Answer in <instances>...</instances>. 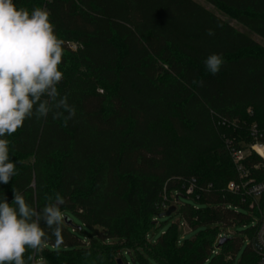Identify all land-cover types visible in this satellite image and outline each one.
Masks as SVG:
<instances>
[{
	"label": "trees",
	"instance_id": "16d2710c",
	"mask_svg": "<svg viewBox=\"0 0 264 264\" xmlns=\"http://www.w3.org/2000/svg\"><path fill=\"white\" fill-rule=\"evenodd\" d=\"M201 1L228 18L197 0H13L49 12L64 41L57 90L76 109L67 121L34 115L3 137L16 174L0 197L11 205L18 190L37 211L56 193L65 201L59 247L41 221L48 238L26 264H128L126 251L141 264H234L256 239L259 211L228 190L239 176L226 143L251 142L264 118V0ZM213 53L224 60L216 75L205 66ZM248 161L264 183V160ZM172 207L176 221L151 243ZM254 222L217 244L221 230ZM183 224L198 232L179 244ZM257 260L246 246L239 264Z\"/></svg>",
	"mask_w": 264,
	"mask_h": 264
},
{
	"label": "clouds",
	"instance_id": "9594fccd",
	"mask_svg": "<svg viewBox=\"0 0 264 264\" xmlns=\"http://www.w3.org/2000/svg\"><path fill=\"white\" fill-rule=\"evenodd\" d=\"M49 16L46 9L37 7L30 13L17 8L13 0H0V183H9L16 174V163L9 158V141L3 137L16 133L34 115L40 119L52 113L53 119L63 116L66 121L76 115L67 96L61 97L57 90L63 79L59 65L64 41L55 34ZM223 63L222 55L215 53L205 60L212 75ZM13 193L11 205L6 197H0V264H26L27 250H41L48 238L41 221L52 230L57 247L62 242L61 206L65 201L60 193L40 211L26 203L18 190Z\"/></svg>",
	"mask_w": 264,
	"mask_h": 264
},
{
	"label": "built area",
	"instance_id": "2783aa9c",
	"mask_svg": "<svg viewBox=\"0 0 264 264\" xmlns=\"http://www.w3.org/2000/svg\"><path fill=\"white\" fill-rule=\"evenodd\" d=\"M221 124V123H220ZM222 125H225L222 122ZM248 137L252 140L251 142H246L242 140L238 142V145L235 146L231 142L227 141V148L230 152L231 158L233 160L235 170L238 173V181L231 182L228 185V190L235 195H240L244 201H250V208L254 209L255 206L258 207L259 211V221H258V231L256 239L253 242L245 240L247 246H251L252 249L257 253L258 260L254 264H264V207H260V200L264 195V183H256L250 179V170L248 168V160L251 156L256 155L260 159L264 160V131L259 130L256 125H253L248 130ZM195 186L191 184L186 193L192 194ZM183 229L186 231V225L183 224ZM182 233L180 237V242H183L186 238V232ZM231 235V234H228ZM224 238L222 235L219 236L217 244L220 239ZM255 242L261 247V250L258 251L255 247ZM213 254H218V248L215 249Z\"/></svg>",
	"mask_w": 264,
	"mask_h": 264
},
{
	"label": "rangeland",
	"instance_id": "374dc122",
	"mask_svg": "<svg viewBox=\"0 0 264 264\" xmlns=\"http://www.w3.org/2000/svg\"><path fill=\"white\" fill-rule=\"evenodd\" d=\"M201 3H203L201 0H197ZM208 9H210L211 11L221 15V16H224L226 18H228L227 15H225V13L223 12L222 9L220 8H216V7H213V6H210V5H206L205 3H203ZM234 24L236 25V23L234 22ZM237 28H239L240 30H242V28L240 26H236ZM260 43L262 45H264V41H261L259 40ZM251 111H249L250 113ZM257 124H259L260 126H264V118H261L259 121L256 122ZM255 124V125H257ZM181 203L180 204H184L186 203L187 201L186 200H181L180 201ZM255 211H258V207L255 206L254 208ZM176 221V217L173 218V219H169V218H161V219H157V222L158 224L154 227V229L152 230V232L150 233L149 235V238L148 240L151 242V243H157L158 242V239L160 237H162L166 232L169 231V229L172 227L173 225V222ZM255 225V222L254 223H250L248 224L245 228L244 227H237V228H233V229H229V230H221V235L223 237H225L227 234H231L233 235L234 237H244V231H246L247 229L253 227ZM184 231L185 229L182 230V233L184 234ZM186 237L187 239H192L198 231H190L188 229V227H186ZM246 244L244 243V245L242 246V248L240 249V251L237 253L236 257H235V262L234 264H239L241 261H242V258H243V254H244V251L246 249ZM123 257L125 258L126 262L128 264H141V260H140V256L139 255H136V253H132V254H129L128 251L124 252L123 254ZM134 258V260H133ZM152 264H156L155 262H152Z\"/></svg>",
	"mask_w": 264,
	"mask_h": 264
},
{
	"label": "water",
	"instance_id": "95a60500",
	"mask_svg": "<svg viewBox=\"0 0 264 264\" xmlns=\"http://www.w3.org/2000/svg\"><path fill=\"white\" fill-rule=\"evenodd\" d=\"M179 198V197H178ZM177 211V208L176 207H172L170 208L167 212L163 213V214H160L158 216L159 219L161 218H170L174 213H176ZM156 223V222H155ZM227 239L226 238H222L221 242H220V246L226 241ZM255 244V247L258 251L261 250V247L258 245L257 242L254 243ZM117 264H123V262L121 260L118 261Z\"/></svg>",
	"mask_w": 264,
	"mask_h": 264
}]
</instances>
